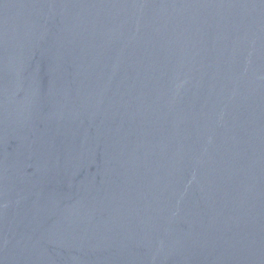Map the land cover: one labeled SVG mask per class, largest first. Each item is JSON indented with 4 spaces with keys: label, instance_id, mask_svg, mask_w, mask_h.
Listing matches in <instances>:
<instances>
[{
    "label": "water",
    "instance_id": "obj_1",
    "mask_svg": "<svg viewBox=\"0 0 264 264\" xmlns=\"http://www.w3.org/2000/svg\"><path fill=\"white\" fill-rule=\"evenodd\" d=\"M0 264H264V0H0Z\"/></svg>",
    "mask_w": 264,
    "mask_h": 264
}]
</instances>
